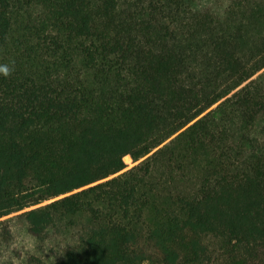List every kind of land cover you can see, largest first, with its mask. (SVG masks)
Segmentation results:
<instances>
[{
    "label": "trees",
    "instance_id": "obj_1",
    "mask_svg": "<svg viewBox=\"0 0 264 264\" xmlns=\"http://www.w3.org/2000/svg\"><path fill=\"white\" fill-rule=\"evenodd\" d=\"M4 66L0 264H264V0H0Z\"/></svg>",
    "mask_w": 264,
    "mask_h": 264
},
{
    "label": "rangeland",
    "instance_id": "obj_2",
    "mask_svg": "<svg viewBox=\"0 0 264 264\" xmlns=\"http://www.w3.org/2000/svg\"><path fill=\"white\" fill-rule=\"evenodd\" d=\"M130 159H127L126 158V163L128 164V168L127 169H130L131 167H133L134 165H136L137 163H134V161L132 160L131 157H129Z\"/></svg>",
    "mask_w": 264,
    "mask_h": 264
},
{
    "label": "clouds",
    "instance_id": "obj_3",
    "mask_svg": "<svg viewBox=\"0 0 264 264\" xmlns=\"http://www.w3.org/2000/svg\"><path fill=\"white\" fill-rule=\"evenodd\" d=\"M0 72H3L5 75H8V69H7V66L0 67Z\"/></svg>",
    "mask_w": 264,
    "mask_h": 264
},
{
    "label": "built area",
    "instance_id": "obj_4",
    "mask_svg": "<svg viewBox=\"0 0 264 264\" xmlns=\"http://www.w3.org/2000/svg\"><path fill=\"white\" fill-rule=\"evenodd\" d=\"M126 158H128V157H126Z\"/></svg>",
    "mask_w": 264,
    "mask_h": 264
}]
</instances>
